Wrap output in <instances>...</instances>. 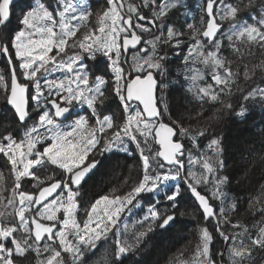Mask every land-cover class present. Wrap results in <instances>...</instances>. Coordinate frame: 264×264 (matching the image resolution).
Wrapping results in <instances>:
<instances>
[{
  "label": "snow or ice",
  "instance_id": "snow-or-ice-1",
  "mask_svg": "<svg viewBox=\"0 0 264 264\" xmlns=\"http://www.w3.org/2000/svg\"><path fill=\"white\" fill-rule=\"evenodd\" d=\"M196 5L191 14L190 0H0V168L8 172L0 171V264H149V234L193 214L181 210L185 193L204 222L215 221L219 264H264V196H249L251 224L236 218L242 200L229 193L222 138L212 133L224 115L243 123L249 104L264 107V61L233 71L223 54L245 44L264 50V0ZM163 48L178 50L175 83L201 108L220 105L203 126H185L160 95L172 83ZM113 101L119 116L106 114ZM110 152L135 163L85 202L96 153ZM161 192L137 218L146 229L128 236L121 223L143 211L144 195ZM213 239L201 227L191 258L181 249L167 264H217Z\"/></svg>",
  "mask_w": 264,
  "mask_h": 264
},
{
  "label": "trees",
  "instance_id": "trees-1",
  "mask_svg": "<svg viewBox=\"0 0 264 264\" xmlns=\"http://www.w3.org/2000/svg\"><path fill=\"white\" fill-rule=\"evenodd\" d=\"M193 5V11L196 12V0H190ZM233 2H239V0H233ZM20 3V2H19ZM93 7L97 6V0H92ZM173 19H177L174 17ZM95 17H93V22ZM181 23L184 22V17H179ZM227 45V41H225ZM177 49L163 48V52H167L172 70V76L169 78L172 83L169 89H165L160 95L169 104L173 115H183L185 120V126L188 123L193 124L196 127L203 126L208 116H211L216 108L220 107L219 104H213L212 102L205 103L201 108L199 102L194 98L191 93L186 91V86L181 87L175 83L176 73L180 69L181 60L176 56ZM224 56L231 62L233 71L237 68H243L246 64L249 68H253L255 65L264 61V50L259 49L256 46H252L249 51L247 44L241 46L240 54L234 53L231 49L225 47ZM6 61L0 58V71L4 69ZM200 67H203L202 65ZM100 71L98 74L102 73ZM207 82H210V76L206 75ZM203 83V82H201ZM237 103L235 99L232 101ZM243 103V101H240ZM249 118L247 121L241 123L233 115H224L219 121L215 122L212 126V133L215 136L222 138L223 146L225 149L224 159L226 161L227 169L233 177L232 183L229 186V193L233 197L241 198L242 202L239 204V215L236 217L241 220L242 223L253 222V214L249 211V196H264V190L261 189V185H264V167L260 165V159L264 158V150H262V143L264 141V107L260 104H249ZM203 112V118L197 123L194 117L197 113ZM165 120L167 121L166 117ZM187 143V142H186ZM207 144V141H204ZM251 149V151H250ZM134 153L136 150L133 151ZM101 161V164L91 175L90 179H87L83 185L84 201L95 200L98 196L104 195L110 191L113 187L127 176L130 171L131 163H135L133 157L126 156L123 153H111V154H99L95 157ZM138 160V155L136 156ZM128 164V166H127ZM0 171H4L5 176H8V172L5 169L0 168ZM48 176L51 173H47ZM46 179V176L42 177ZM30 184H26L29 187ZM155 196L153 194H146L142 198L144 208L153 202ZM181 210L192 212V215H187L178 220L177 226L170 229L163 235L159 234L157 230L156 234H149V239L144 244L143 255L149 264H167V261L174 254L178 255L179 250L185 249V259L191 258V251L194 249L197 238V233L201 227L207 226L209 231L213 233L214 239L210 245L211 254L214 257H218L217 253L223 251V241L219 238L218 233L215 232V221L206 223L202 220L201 213L195 211L194 200L190 197V193H185L184 200L181 202ZM163 209V205H161ZM144 211H138V214ZM258 219V216L256 217ZM132 219V218H131ZM141 228L139 224L133 225L129 228L128 236L138 231L145 230ZM178 232H181L180 236ZM184 233V234H182ZM107 245H105V248ZM103 251V249H102ZM155 251L161 255L157 257ZM217 261L219 262L218 258Z\"/></svg>",
  "mask_w": 264,
  "mask_h": 264
},
{
  "label": "rangeland",
  "instance_id": "rangeland-1",
  "mask_svg": "<svg viewBox=\"0 0 264 264\" xmlns=\"http://www.w3.org/2000/svg\"><path fill=\"white\" fill-rule=\"evenodd\" d=\"M49 4H53L54 3V0H48ZM91 68L93 71H96L97 74L103 70L104 68V64L103 62L99 63V64H94L93 62H89ZM5 66V65H4ZM117 106H118V101H113L109 107H108V110L106 112V114H112V113H115L117 116H119V112H117ZM167 119V117H166ZM168 122V121H167ZM130 148L132 151L136 150L135 149V146L134 145H130ZM111 153H121V152H110V153H105V154H111ZM96 156H98V153H96ZM133 165V163H131V166ZM128 166V164H127ZM30 187V185H29ZM148 195V194H147ZM155 196V198H158L159 196H162L163 195V192L159 193V194H153ZM156 200V199H155ZM139 211V210H138ZM138 211H137V214L136 215H133L130 219L129 218H125L124 221L121 223V229L123 230L125 228V226H127V228H131L133 225L135 224H138L136 221H137V218H142L143 214L147 211V208H144L143 209V213L141 214H138ZM181 232H178V235L180 236ZM184 234V233H182ZM221 249H222V246L220 248V251L217 253V255L220 254L221 252ZM155 254L158 258L161 257V255L159 253H157L155 251ZM219 257V256H218Z\"/></svg>",
  "mask_w": 264,
  "mask_h": 264
},
{
  "label": "water",
  "instance_id": "water-1",
  "mask_svg": "<svg viewBox=\"0 0 264 264\" xmlns=\"http://www.w3.org/2000/svg\"><path fill=\"white\" fill-rule=\"evenodd\" d=\"M21 2V0H17V3ZM167 122V121H166Z\"/></svg>",
  "mask_w": 264,
  "mask_h": 264
},
{
  "label": "flooded vegetation",
  "instance_id": "flooded-vegetation-1",
  "mask_svg": "<svg viewBox=\"0 0 264 264\" xmlns=\"http://www.w3.org/2000/svg\"><path fill=\"white\" fill-rule=\"evenodd\" d=\"M218 258V257H217ZM217 264H219V262L217 261Z\"/></svg>",
  "mask_w": 264,
  "mask_h": 264
}]
</instances>
